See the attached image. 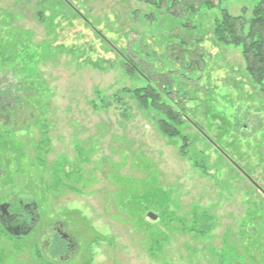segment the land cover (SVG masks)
<instances>
[{
    "label": "rangeland",
    "instance_id": "obj_1",
    "mask_svg": "<svg viewBox=\"0 0 264 264\" xmlns=\"http://www.w3.org/2000/svg\"><path fill=\"white\" fill-rule=\"evenodd\" d=\"M258 3L194 18L210 57L170 139L125 92L142 82L111 47L127 35L158 47L173 18L146 0H0V204L37 203L42 228L64 222L79 248L69 264H261L264 89L213 37L221 9L249 17ZM41 231L0 228V264H59Z\"/></svg>",
    "mask_w": 264,
    "mask_h": 264
},
{
    "label": "trees",
    "instance_id": "obj_2",
    "mask_svg": "<svg viewBox=\"0 0 264 264\" xmlns=\"http://www.w3.org/2000/svg\"><path fill=\"white\" fill-rule=\"evenodd\" d=\"M146 1L160 16L176 21L170 31H162L164 38L159 46H149L144 39L132 40L128 35L125 46L110 44L121 59L124 74L142 82L135 90L125 92L131 94L141 108L159 115L157 127L165 137L179 138L180 128L187 122V102L192 101L190 90L200 91L199 79L206 73L210 57L204 47L205 35L194 18L205 10H216L222 0L217 3L214 0ZM220 13V18L215 20V41L240 48L246 74L255 86L264 89V0H259L249 17L246 14L233 16L225 9ZM145 17L151 21L158 18L155 13ZM262 259L261 264H264V253Z\"/></svg>",
    "mask_w": 264,
    "mask_h": 264
},
{
    "label": "flooded vegetation",
    "instance_id": "obj_3",
    "mask_svg": "<svg viewBox=\"0 0 264 264\" xmlns=\"http://www.w3.org/2000/svg\"><path fill=\"white\" fill-rule=\"evenodd\" d=\"M41 223V214L35 202L18 200L0 204V228L3 234L22 239L43 229L38 242L43 256L53 263H71L79 248L66 230L64 222L48 223L44 228Z\"/></svg>",
    "mask_w": 264,
    "mask_h": 264
},
{
    "label": "water",
    "instance_id": "obj_4",
    "mask_svg": "<svg viewBox=\"0 0 264 264\" xmlns=\"http://www.w3.org/2000/svg\"><path fill=\"white\" fill-rule=\"evenodd\" d=\"M149 216H150V218H153V219H155L156 217L155 216H153L152 214H149Z\"/></svg>",
    "mask_w": 264,
    "mask_h": 264
}]
</instances>
